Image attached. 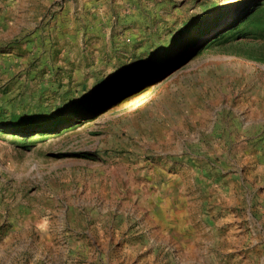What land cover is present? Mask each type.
<instances>
[{
    "label": "rangeland",
    "instance_id": "374dc122",
    "mask_svg": "<svg viewBox=\"0 0 264 264\" xmlns=\"http://www.w3.org/2000/svg\"><path fill=\"white\" fill-rule=\"evenodd\" d=\"M0 264H264V0H0Z\"/></svg>",
    "mask_w": 264,
    "mask_h": 264
},
{
    "label": "trees",
    "instance_id": "16d2710c",
    "mask_svg": "<svg viewBox=\"0 0 264 264\" xmlns=\"http://www.w3.org/2000/svg\"><path fill=\"white\" fill-rule=\"evenodd\" d=\"M187 50H188V49H187ZM179 56H180V54L177 55V56H174V57L171 58L170 60H167V61H166V62H167L166 64L159 65L158 70H156V72L153 73V74H159V73H161L163 70H165L166 68L170 67L173 63H175V61L178 60ZM147 76H148V75H147ZM129 86H130V85H126V86L120 88L116 93L110 95L109 97H105V98H103L102 100H100L99 105H102V104L106 103L107 101L111 100L112 98H115V96H118V95L122 94L126 89L129 88Z\"/></svg>",
    "mask_w": 264,
    "mask_h": 264
},
{
    "label": "bare ground",
    "instance_id": "6f19581e",
    "mask_svg": "<svg viewBox=\"0 0 264 264\" xmlns=\"http://www.w3.org/2000/svg\"><path fill=\"white\" fill-rule=\"evenodd\" d=\"M126 114V113H125ZM118 116V115H117ZM122 116V115H121Z\"/></svg>",
    "mask_w": 264,
    "mask_h": 264
}]
</instances>
